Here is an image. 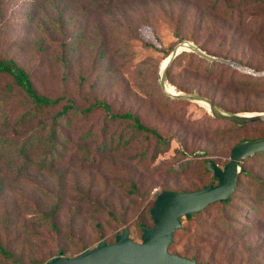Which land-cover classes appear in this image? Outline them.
I'll return each mask as SVG.
<instances>
[{
  "label": "rangeland",
  "instance_id": "obj_1",
  "mask_svg": "<svg viewBox=\"0 0 264 264\" xmlns=\"http://www.w3.org/2000/svg\"><path fill=\"white\" fill-rule=\"evenodd\" d=\"M173 52L163 88L160 74ZM0 58L23 68L41 95L68 100L79 112L63 128L64 152L52 168L41 166L40 151L20 175L21 159L0 162V248L11 255L0 253V264L73 258L124 230L140 242L137 224L152 227L159 193L215 185L208 161L223 168L232 147L264 139V123L235 128L201 103L169 95L200 96L224 114L264 113V92L239 89L264 77V0H0ZM8 83L0 76V88ZM19 99L3 106L0 135L30 131L13 129ZM96 101L109 114L137 116L167 149L152 157L151 137L129 139L126 123L103 109L80 113ZM240 167L225 216L211 206L183 220L171 253L183 256L189 247L198 263L264 264V157Z\"/></svg>",
  "mask_w": 264,
  "mask_h": 264
},
{
  "label": "water",
  "instance_id": "obj_2",
  "mask_svg": "<svg viewBox=\"0 0 264 264\" xmlns=\"http://www.w3.org/2000/svg\"><path fill=\"white\" fill-rule=\"evenodd\" d=\"M195 52L208 61H217L235 69L248 71L247 68L233 61L208 57L197 49ZM177 54V52L171 54L160 74L163 88H165L164 71L172 57ZM262 74L264 73H260V75ZM169 95L191 102L207 103L213 116L234 124L264 122V113L228 115L215 110L209 101L200 96L173 93ZM263 151L264 139L239 143L231 148L228 162L223 168L213 161L206 163L207 170L216 181L215 185L209 184L195 191H163L159 193L149 211L152 227L141 226L140 242L133 241L129 237V231L124 230L115 236L112 243H100L73 258L57 256L46 264H205L169 252L168 248L173 235L181 227L180 220L188 219L192 214L202 212L213 203L227 202L236 190L240 174L244 172L240 167L242 161Z\"/></svg>",
  "mask_w": 264,
  "mask_h": 264
},
{
  "label": "trees",
  "instance_id": "obj_3",
  "mask_svg": "<svg viewBox=\"0 0 264 264\" xmlns=\"http://www.w3.org/2000/svg\"><path fill=\"white\" fill-rule=\"evenodd\" d=\"M0 76H5L11 79V83H8L4 87L0 88V115L2 114L3 106L6 104V102L11 97L18 95L20 99L18 101L17 109L21 110V113L20 115H18V117H16L15 123L13 124V129L16 130L18 127L30 126V131L24 137L22 136L12 138L6 137L3 134L0 135V162H2L3 160L11 162L15 159H21V162L17 167L18 175H20L23 171L27 170L28 164L30 163V157L36 154V152L40 151L38 154L39 163L41 164V166H47L48 168H52L55 160L61 159V152H64V143L67 141V136L64 133L63 128L64 126H69L72 117L75 116L76 113H79L78 109L75 108L74 105L68 100L65 101L62 98L50 99L41 95L33 86L29 74L23 68H21L13 59L0 58ZM261 84L264 85V77L252 79V82L250 80L245 84H241L242 86H239V89H246L250 93L253 92L262 94V92H264V86H262ZM99 108L103 109V111L109 115V118L112 121L120 120L126 123V132L127 134H130L129 139L133 140L139 135L151 137L155 142L152 157L157 156L160 151L167 149V141L161 138V136L156 131L143 125L140 122L139 118L131 112H126L123 114H109L110 107L104 102L96 101L89 108L81 110L80 113H88L94 109ZM53 110H55V112L51 116L48 115V113ZM2 117L3 120H5V115H2ZM215 118L221 121H225L217 117ZM48 120H50V123H48ZM262 123L264 122H255L245 125H238L233 123V127L242 128L243 126ZM121 138L122 135L118 136L117 142H120ZM102 151H104V149ZM255 156L264 157V151L257 153L249 158ZM206 171L209 172L207 168ZM243 173L244 172H242L240 176ZM239 186L240 180L238 181L234 194L236 193ZM201 188H196L195 190ZM258 193V191H255L256 196H258ZM233 195L227 202L213 203L207 208L211 206H216L220 209V215L224 217L227 210L229 209V205L232 201ZM59 207L60 202L59 200H56V203L52 207L50 212V221H53L54 216L59 211ZM200 213L192 214L188 219H181L180 223H182L183 220L191 221L194 217L199 216ZM142 225L143 224H137V227L141 232ZM182 232L183 230L180 227V229H178L174 233L172 242L169 245L168 250L170 248H176L178 246L179 240L181 238L179 233ZM0 253L7 259L11 258V255L1 248ZM182 257L195 260L198 257V253L192 251L191 248L187 247L185 248Z\"/></svg>",
  "mask_w": 264,
  "mask_h": 264
},
{
  "label": "bare ground",
  "instance_id": "obj_4",
  "mask_svg": "<svg viewBox=\"0 0 264 264\" xmlns=\"http://www.w3.org/2000/svg\"><path fill=\"white\" fill-rule=\"evenodd\" d=\"M206 109H209L208 105L206 103L200 102Z\"/></svg>",
  "mask_w": 264,
  "mask_h": 264
}]
</instances>
